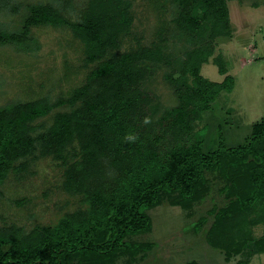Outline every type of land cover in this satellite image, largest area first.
<instances>
[{"label":"trees","instance_id":"obj_1","mask_svg":"<svg viewBox=\"0 0 264 264\" xmlns=\"http://www.w3.org/2000/svg\"><path fill=\"white\" fill-rule=\"evenodd\" d=\"M168 2L174 8L175 27L188 37L204 41L203 38L212 39L231 31L227 0ZM130 6L127 0H88L77 17L70 19L67 13L74 9L72 0L36 1L25 5L18 28L0 21V42H8L17 51L32 52L40 48L39 40L32 34L33 26L67 25L74 37L83 42L87 62L95 63L85 81L66 98L51 100L46 94L0 107V183L11 170H25L26 161L21 159L38 150L67 165L63 188L71 194H83L89 202L86 208L64 213L52 226L37 225L26 233L19 227L0 226V264H71L74 259L77 264H113L120 254L134 256L151 248V242L126 239L149 229L150 218L145 209L157 203L164 190L198 198L203 194L202 184L209 168L219 169L226 178V195L235 196L231 206L217 214L221 229L232 228L235 214L246 211L250 202L264 198V122L254 124L247 144L234 148L221 145L209 153L194 152V146L187 152L184 145H178L168 155L160 154L157 142L147 139L146 146L141 147L133 137L128 151L113 145L108 137L113 128L131 133L137 118L146 127L152 123L155 112L150 103L154 99L141 87L147 66L173 64L163 48V27L153 45L139 44L120 51L121 37L133 20ZM20 7L17 0H0V11L14 13ZM208 52L202 47L186 51L181 64L172 67L179 76H194L191 85L184 81L180 84L176 78L172 81L180 101L173 110L176 119L172 139L176 141L188 131V123L209 108L216 94L232 85L228 75L221 82H214L200 74V64L206 61ZM217 61L219 71L225 73L222 59L218 57ZM63 102L72 108L57 112L48 127L38 129L31 124ZM165 112L161 119L168 116ZM149 117L152 120L145 124ZM75 140L78 152L72 147ZM75 154L79 158L70 162ZM248 154L257 158L248 159ZM105 158L118 170L111 174L117 184L111 191L106 183L102 184L100 169ZM213 239L210 242L215 245ZM219 239L222 235L216 242Z\"/></svg>","mask_w":264,"mask_h":264},{"label":"rangeland","instance_id":"obj_2","mask_svg":"<svg viewBox=\"0 0 264 264\" xmlns=\"http://www.w3.org/2000/svg\"><path fill=\"white\" fill-rule=\"evenodd\" d=\"M17 1L21 3L17 12L0 11V21L13 28L20 26L26 4L50 0ZM87 1L72 0L74 9L67 13L70 19L77 17ZM127 1L133 20L129 31L121 37L120 51L139 44L153 45L159 28L163 27V48L173 64L147 66V77L141 87L154 99L150 103L155 112L154 122L149 117L152 123L146 127L137 118V126L131 133L113 128V134L108 136L113 145L120 151H128L131 139L126 137L138 139L141 147L150 139L158 143L160 154L168 155L178 145H184L187 152L194 146V152L209 153L221 145L234 148L247 144L254 124L264 122V0H227L231 31L212 39L203 38L204 41L177 30L172 19L174 8L168 0ZM32 34L40 42V48L34 52L17 51L8 42H0V107L46 94L51 100L66 98L85 81L87 72L95 65L87 62L83 42L74 37L67 25H36ZM200 47L209 51L206 61L200 64V74L214 82H221L228 75L232 85L219 91L209 102V108L188 123V131L176 141L172 139L176 119L173 110L180 101L172 81L176 78L180 84L184 81L191 85L194 76L190 73L186 78L179 76L172 67L181 64L186 51ZM218 57L223 61L225 73L219 71ZM71 108L63 102L31 124L44 129L57 112ZM163 111L169 114L161 119ZM72 147L78 152L76 140ZM255 157L247 155L248 159ZM24 158L21 161H26L25 170L20 173L11 170L0 183V226L19 227L26 233L37 225H55L64 213L89 206L83 194H71L63 188L67 165L51 154L41 155L38 150ZM78 158L75 154L69 161ZM108 161L104 159L100 173L102 184L106 183L111 191L117 187L111 174H117L118 170ZM204 178L203 194L198 198L181 197L174 190L162 191L160 200L145 209L150 218L149 229L126 237L133 242H151V248L134 256L120 254L113 264H264V198L250 202L246 211L232 217L235 225L223 230L217 214L231 206L235 196L226 195V178L217 167L207 169ZM220 233L222 240L217 242L222 244L216 242ZM213 238L215 245L210 242ZM76 261L71 264H77Z\"/></svg>","mask_w":264,"mask_h":264},{"label":"clouds","instance_id":"obj_3","mask_svg":"<svg viewBox=\"0 0 264 264\" xmlns=\"http://www.w3.org/2000/svg\"><path fill=\"white\" fill-rule=\"evenodd\" d=\"M149 122H150V121H149L147 118H146L145 121H144L145 124H147V123H149ZM126 139H132V137H126Z\"/></svg>","mask_w":264,"mask_h":264}]
</instances>
